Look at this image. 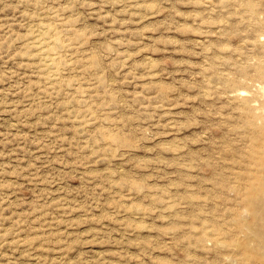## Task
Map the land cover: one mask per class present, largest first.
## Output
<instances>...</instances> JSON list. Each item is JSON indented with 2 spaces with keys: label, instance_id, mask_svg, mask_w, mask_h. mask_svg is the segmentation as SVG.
Returning <instances> with one entry per match:
<instances>
[{
  "label": "rangeland",
  "instance_id": "374dc122",
  "mask_svg": "<svg viewBox=\"0 0 264 264\" xmlns=\"http://www.w3.org/2000/svg\"><path fill=\"white\" fill-rule=\"evenodd\" d=\"M0 264H264V0H0Z\"/></svg>",
  "mask_w": 264,
  "mask_h": 264
}]
</instances>
